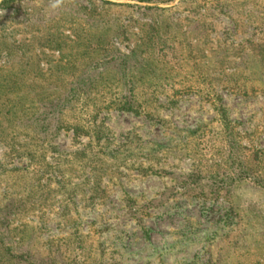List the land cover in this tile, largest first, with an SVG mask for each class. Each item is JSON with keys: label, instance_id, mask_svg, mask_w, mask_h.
<instances>
[{"label": "rangeland", "instance_id": "rangeland-1", "mask_svg": "<svg viewBox=\"0 0 264 264\" xmlns=\"http://www.w3.org/2000/svg\"><path fill=\"white\" fill-rule=\"evenodd\" d=\"M0 264H264V0L0 7Z\"/></svg>", "mask_w": 264, "mask_h": 264}, {"label": "trees", "instance_id": "trees-1", "mask_svg": "<svg viewBox=\"0 0 264 264\" xmlns=\"http://www.w3.org/2000/svg\"><path fill=\"white\" fill-rule=\"evenodd\" d=\"M19 0H1L0 1V7L1 8H5V7H8L10 6L11 4H13L14 2H17ZM142 2H146V3H149V2H161V3H169L171 0H141ZM127 59H129V56H126V55H123V62H125ZM78 82V81H77ZM77 85V84H76ZM74 90L71 88L69 89V94L64 97L60 102L56 103L55 105H53V111H60V107L63 106L66 101L69 100V97L71 94H73ZM44 118V117H43Z\"/></svg>", "mask_w": 264, "mask_h": 264}]
</instances>
